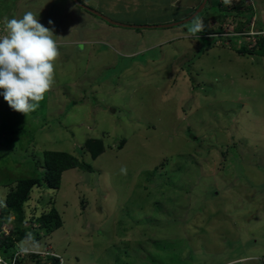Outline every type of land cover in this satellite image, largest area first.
<instances>
[{
    "label": "rangeland",
    "instance_id": "rangeland-1",
    "mask_svg": "<svg viewBox=\"0 0 264 264\" xmlns=\"http://www.w3.org/2000/svg\"><path fill=\"white\" fill-rule=\"evenodd\" d=\"M81 1L140 27L113 26L74 0H0V36L5 17L32 11L61 53L55 85L34 112L13 110L0 89V242L22 226L20 259L264 264V57L236 50L261 37L237 34L259 30L240 23L264 20V0H208L194 35L192 21L158 26L190 18L204 0ZM91 139L104 143L97 158ZM47 151L68 152L93 172L69 170L50 190ZM30 178H43V188L28 218L54 206L64 223L40 229L39 242L31 221L5 219L1 209L9 189Z\"/></svg>",
    "mask_w": 264,
    "mask_h": 264
},
{
    "label": "clouds",
    "instance_id": "clouds-1",
    "mask_svg": "<svg viewBox=\"0 0 264 264\" xmlns=\"http://www.w3.org/2000/svg\"><path fill=\"white\" fill-rule=\"evenodd\" d=\"M220 3L224 4L222 0ZM4 29L5 34L0 36V89L9 106L27 116L55 85L60 45L53 30L45 27L32 11L22 18L5 17ZM201 30L202 21L193 19L189 33L194 35Z\"/></svg>",
    "mask_w": 264,
    "mask_h": 264
},
{
    "label": "trees",
    "instance_id": "trees-1",
    "mask_svg": "<svg viewBox=\"0 0 264 264\" xmlns=\"http://www.w3.org/2000/svg\"><path fill=\"white\" fill-rule=\"evenodd\" d=\"M80 3L83 4V2L81 1ZM193 12H191L190 14H192ZM224 14L227 13L224 12ZM102 20L104 22H107L104 19ZM245 22L247 23L244 24L243 22H241L240 24H242L244 27H249V21L246 20ZM182 25L184 26L185 24ZM208 40L215 41L216 39L211 38ZM241 45L242 46H240V48L236 47V50L239 54H255L264 57V37H260L257 39L256 45L252 50H247L248 48H246L243 44ZM188 133L190 132L188 131ZM86 148L91 153L93 158H97L103 153L104 143L99 139H91L86 143ZM42 168L44 170V181L46 182L48 188L53 191H58L62 187L63 176L65 172L69 170L81 169L88 172H93V169L89 164L81 161L76 156L64 151L45 152L44 164L42 165ZM42 179L43 178H30L19 180L12 188L9 189L5 205L1 207V209H3V217H5V219H8L10 215H13L15 217V221H17L21 225L27 223L28 221H31L32 232L36 233L37 242L42 240L41 230H45L50 234L62 228L64 224L59 211L54 206H49L47 209L43 210L42 214L40 215H33V218L31 220L28 218L29 216L27 215V207L30 206L29 204L31 199L33 198L34 191L43 188ZM30 216H32V214H30ZM34 225H40V227L36 228ZM15 235L16 238H14ZM26 237L27 232L23 229L22 226L20 228H17L14 232L11 231V234L8 235L5 240L0 242V249L2 250L0 252V258H3L8 262H12L18 250V248H16L17 242L23 241ZM61 259L62 258L60 257H52L51 255L39 256V254L29 253L27 255H24L22 259L19 258L15 264H63L64 262ZM29 260H32V262H28Z\"/></svg>",
    "mask_w": 264,
    "mask_h": 264
},
{
    "label": "water",
    "instance_id": "water-1",
    "mask_svg": "<svg viewBox=\"0 0 264 264\" xmlns=\"http://www.w3.org/2000/svg\"><path fill=\"white\" fill-rule=\"evenodd\" d=\"M74 2L77 4V6L82 7V8H84V9L88 10V11L91 12L92 14H94V15H96V16H98V17L104 19V20H106L107 22H109V23L112 24V25H115V26H121V27H133V28H139V27H137V26H127V25L120 24V23H117V22H115V21H112L111 19H108V18L104 17L102 14H100V13L97 12L96 10H94V9H92V8H90V7L84 6L83 4H81V3L79 2V0H74ZM207 2H208V0H204L203 3H202V5L200 6V8L197 10V12H196L195 14H193V16H191L190 18H187V19H185V20H183V21H181V22L170 23V24L162 25V26H158V27H159V28H160V27H162V28L175 27V26L182 25V24H186V23L192 21L194 18H196L197 16H199V15L202 13L203 9H204V8L206 7V5H207Z\"/></svg>",
    "mask_w": 264,
    "mask_h": 264
},
{
    "label": "built area",
    "instance_id": "built-area-1",
    "mask_svg": "<svg viewBox=\"0 0 264 264\" xmlns=\"http://www.w3.org/2000/svg\"><path fill=\"white\" fill-rule=\"evenodd\" d=\"M253 17H256V15L253 16ZM251 23L253 24L252 25V28H254L255 26L259 27V30L257 32H252V33L247 32V33H243V31H245V30H243V31L238 32L237 36L241 38L243 34H251L253 36L258 35V36L264 37V20L258 21L257 22V25H256V18H254V20L252 22H250V26H251ZM19 258H20V255L19 256H16L12 260V262H8V261L4 260L3 258H0V264H15L18 261Z\"/></svg>",
    "mask_w": 264,
    "mask_h": 264
},
{
    "label": "crops",
    "instance_id": "crops-1",
    "mask_svg": "<svg viewBox=\"0 0 264 264\" xmlns=\"http://www.w3.org/2000/svg\"><path fill=\"white\" fill-rule=\"evenodd\" d=\"M80 1H81V0H79V2H80ZM170 1L172 2V0H169L168 2H170ZM81 2H82V1H81ZM171 2L169 3V5L171 4ZM103 16H105V15H103ZM106 18H109V17L106 16ZM120 24H121V23H120ZM169 24H170V23H169ZM165 25H167V24H165Z\"/></svg>",
    "mask_w": 264,
    "mask_h": 264
},
{
    "label": "bare ground",
    "instance_id": "bare-ground-1",
    "mask_svg": "<svg viewBox=\"0 0 264 264\" xmlns=\"http://www.w3.org/2000/svg\"><path fill=\"white\" fill-rule=\"evenodd\" d=\"M94 71V70H93ZM90 72V71H89ZM188 208V207H187ZM173 261V260H172ZM165 263V262H164ZM181 264V263H180Z\"/></svg>",
    "mask_w": 264,
    "mask_h": 264
}]
</instances>
